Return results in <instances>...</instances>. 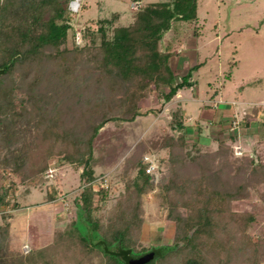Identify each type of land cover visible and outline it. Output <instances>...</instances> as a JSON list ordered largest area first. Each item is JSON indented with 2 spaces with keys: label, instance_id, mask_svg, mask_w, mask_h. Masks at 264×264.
<instances>
[{
  "label": "rangeland",
  "instance_id": "obj_1",
  "mask_svg": "<svg viewBox=\"0 0 264 264\" xmlns=\"http://www.w3.org/2000/svg\"><path fill=\"white\" fill-rule=\"evenodd\" d=\"M77 1L79 8L71 13L65 43L69 49L84 44H98L97 28L101 19L120 12L121 23L126 25L133 13L130 7L133 11L141 7L136 6V2L129 6L131 0ZM195 15L194 19L172 20V29L168 35L173 36L176 31L182 36L178 41L183 42L188 39L186 33H191L189 38L196 39L201 32L203 38L197 39L199 45L209 42L205 48L213 50V55L203 64L204 59L199 58V65L191 66L186 74L179 77H185L189 73L188 81L197 85V92L201 96H205V91L210 89L217 95L216 100L221 95L224 102L230 103L232 114L240 118L239 124L247 115L255 114L264 118L262 108L254 106L264 103V0H197ZM189 29L190 32L187 31ZM107 32L111 34L112 28L107 27ZM215 33H219L218 39L214 38ZM163 46L164 43H159V48L162 49ZM200 49L203 50L202 47ZM83 57L84 55L78 57L79 65L72 76H62L60 80L57 78L58 73L54 71L56 66L51 61L46 62L40 71L41 78L34 87L36 96H44L41 101L44 109L51 107L48 105L51 103L61 113L67 114L66 119L70 121H64L66 124L73 123L79 109L83 110L89 105L87 100L93 77L92 73L84 69ZM179 77L176 82H180ZM161 90L165 92L167 87L163 86ZM189 93L188 90L183 91L181 100L186 104L185 115L194 117L195 112L190 109L197 108V103ZM179 96L174 95L166 101L159 90H154L139 103L141 110H150L146 114L139 115L132 121H108L100 128L95 141L97 148L94 150L95 178L91 184L95 192L104 189L103 198H99L98 193L93 195L96 207L93 214L104 227L114 219V211L132 208L137 203L135 199L127 200L126 181L136 171L134 166L128 165V160L138 155L142 160L147 156L157 164L153 175L155 184L167 181L173 172L182 182L200 178L203 174L216 173L222 179L239 183L250 179V176L259 175L253 169L264 164V152L251 153L257 164L251 163L249 159L233 162L235 157L227 147L219 149L218 144L203 142L193 145L196 129H188L187 132L191 135H186L189 143L186 147L179 145L172 148V154L182 157L179 166H172L171 154L163 143L166 135L177 138L185 132L175 126L183 112L176 106ZM30 109L31 104L27 107V110ZM255 110L258 112L255 113ZM20 112V109L14 111L12 117L4 111L0 113V118L3 119L0 125V193L7 189L9 197L6 204L0 202V225H9L8 235L2 238L0 261L6 264H113L115 259L108 257L109 255L104 256L98 248L85 249L77 244V231L71 222L77 218L76 204L80 202V191L87 185L80 179L82 167L67 160L64 152H54L46 160L47 166L42 179L34 186L28 185L22 178L28 170L30 160L25 161V166L19 171H14L15 159L29 158L33 152L38 137L36 132H39L36 128L37 121L40 117H46L45 114L35 117V110L31 111L32 116ZM188 123L193 124L190 120ZM239 140L249 145V140H244L242 136ZM227 144L232 148L231 141ZM132 154L136 155L131 157ZM49 169L52 170V176L49 175ZM261 170L264 171V168ZM251 181V195L233 200L231 209L240 213L256 212V221L247 232L257 239L264 231V200H261L264 179L255 177ZM11 203L16 205L12 206ZM138 203L137 213L141 222L132 231L136 239L134 253L144 254L154 249L161 253L167 252L163 247L172 244L175 235V221L167 217L168 203L158 194L157 186L144 194ZM179 209L186 216L188 208L181 206ZM24 244L28 245L29 253H24ZM261 264H264V258Z\"/></svg>",
  "mask_w": 264,
  "mask_h": 264
},
{
  "label": "trees",
  "instance_id": "obj_2",
  "mask_svg": "<svg viewBox=\"0 0 264 264\" xmlns=\"http://www.w3.org/2000/svg\"><path fill=\"white\" fill-rule=\"evenodd\" d=\"M70 1H0V113L4 111L12 117L14 111L20 109V113L31 116V111L35 110V117L46 115L40 117L35 126L39 132L35 131L38 137L33 152L29 158L15 159L14 171H19L25 161L30 160L22 178L34 186L42 179L46 160L54 152H64L67 160L82 167L80 179L87 185L80 191L77 218L71 222L77 231V244L85 249L98 248L104 256L115 259L113 264H127L130 258L138 255L134 253L136 239L132 233L136 224L141 222L137 213L138 202L156 186L158 194L169 205L167 217L175 221V235L174 242L163 247L167 252L154 249L155 261L150 264H261L264 231L257 239L247 232L257 214L254 210L235 212L231 209V202L251 195V179H264L261 170L264 167H260L264 164L253 169L259 175L243 178L245 180L239 183L222 179L216 173L182 182L173 172L167 181L155 184L153 174L146 172L147 163L138 155L128 160V165L134 166L136 171L126 181L127 200L135 199L137 203L132 208L114 211L116 215L106 227L94 216L93 195L98 193L99 198L104 195V189L95 192L91 184L95 178L94 150L99 130L108 121H132L146 114L150 110H141L139 103L154 90H159L161 97L168 101L178 89L192 84L188 81L189 73L180 76V82H176L168 65L170 53L160 50L159 42L172 20L196 17L197 0L145 3L133 11L132 20L126 25L119 21L120 15L115 12L110 18L99 21L98 44L69 49L65 43L72 13ZM106 26L112 28L111 34ZM81 55H84V69L93 77L89 86V105L79 109L73 123L66 124L64 121H70L66 119L67 114L61 113L54 103L44 109L41 105L44 96H36L34 87L46 62L51 61L56 66L54 71L60 80L62 76H72ZM163 86L167 91L161 90ZM30 104L32 109L27 110ZM2 123L0 118V125ZM177 123L175 126L183 129L181 120ZM187 143L185 132L177 138L165 136L163 146L169 149L172 166L177 167L182 161L181 156L171 153L172 148L186 147ZM192 144L196 146L197 142ZM218 145L219 149H229L235 157L233 162L244 159L255 162L247 151L235 156L226 142L220 141ZM261 196L264 200V194ZM8 198V190H2L0 202L6 204ZM181 206L188 208L186 216L181 214ZM8 232V224L0 225V247ZM0 264L6 263L0 261Z\"/></svg>",
  "mask_w": 264,
  "mask_h": 264
},
{
  "label": "crops",
  "instance_id": "obj_3",
  "mask_svg": "<svg viewBox=\"0 0 264 264\" xmlns=\"http://www.w3.org/2000/svg\"><path fill=\"white\" fill-rule=\"evenodd\" d=\"M133 2H138L139 6H142L145 3H151L148 0H131L129 6L132 5ZM133 12L132 8L130 7ZM119 13V21L121 22L122 13ZM133 16V13H132ZM131 16V20H132ZM130 20V21H131ZM129 21V22H130ZM198 21V20H197ZM175 22V21H174ZM198 22H196V25ZM178 28V27H177ZM202 28V27H201ZM172 29L169 28L162 36L160 44L164 43L163 48H159L160 50H165L170 53L168 58V65L173 70L175 74V80L179 75H184L188 72L191 66L197 64L199 65L198 59H204L201 64L206 63L209 58L213 55L212 51L207 50L205 45L207 46L209 42H203L199 45V38H203L200 32V35L196 37L189 38L188 36L191 33H186L185 36L188 38L183 42L178 41V38L182 37L178 32L174 31L175 34L173 36L168 35V32ZM180 29V28H178ZM187 31H191L190 29ZM184 37V35H183ZM214 38H219V33H215ZM177 39V40H174ZM198 39V40H197ZM213 40V39H211ZM200 47L203 48L201 51ZM206 49V50H205ZM201 51V53H200ZM204 51V52H203ZM218 48L216 49V52ZM215 53V52H214ZM192 80V79H189ZM192 84L189 86H184L177 90L175 96L180 95L178 99H176V106L182 109V113H180V120L183 125V129L185 134L191 135L188 133V129H196L194 132L196 135H192L195 137V142H203L209 144H219L220 141H224L226 143H233L235 141H239L244 151L249 152H258L259 154L264 152V118H261L258 115H247L244 116L243 122L239 124L237 130H231V122L233 120L234 114H232L230 110V103L227 101H223L222 96L220 95L218 100H216V94H213L211 89L206 90L204 95L201 96L197 92V85L194 82L190 81ZM188 90L191 98L194 102L197 103V108H191L190 111L195 112L194 117L186 116V104L182 99L183 91ZM181 100V101H179ZM252 105V103H250ZM264 104L257 103L255 105ZM255 108V107H254ZM257 109V107L255 108ZM258 111L255 110V113ZM194 118V119H193ZM192 121L193 124L188 123V121ZM243 137L244 140H249V145L241 142L239 140L240 137ZM197 138V140H196Z\"/></svg>",
  "mask_w": 264,
  "mask_h": 264
},
{
  "label": "built area",
  "instance_id": "obj_4",
  "mask_svg": "<svg viewBox=\"0 0 264 264\" xmlns=\"http://www.w3.org/2000/svg\"><path fill=\"white\" fill-rule=\"evenodd\" d=\"M136 6H139L138 2H136ZM78 8H79V3L77 0L70 1L69 10L71 12H73V11L76 12L78 10ZM260 108H262V114H264V104H260ZM239 119L240 118H238L236 116V114H234V117H233V120H232V123L230 126L231 130H237L238 129ZM232 150H233V153L235 156H241L245 152L242 144L239 141H235L232 143ZM143 161L147 163L146 172L154 175V172L156 171V168H157V164L154 163V161L152 159H149L147 156H144ZM51 172H52V170L49 169V173H50L49 175L50 176H52ZM22 249H23L24 253L29 252V248H28L27 244H24Z\"/></svg>",
  "mask_w": 264,
  "mask_h": 264
},
{
  "label": "water",
  "instance_id": "obj_5",
  "mask_svg": "<svg viewBox=\"0 0 264 264\" xmlns=\"http://www.w3.org/2000/svg\"><path fill=\"white\" fill-rule=\"evenodd\" d=\"M155 259L154 251H149L137 257H132L128 260L127 264H147Z\"/></svg>",
  "mask_w": 264,
  "mask_h": 264
},
{
  "label": "flooded vegetation",
  "instance_id": "obj_6",
  "mask_svg": "<svg viewBox=\"0 0 264 264\" xmlns=\"http://www.w3.org/2000/svg\"><path fill=\"white\" fill-rule=\"evenodd\" d=\"M148 252H149V251H148ZM154 253H155V251H154ZM140 255H142V254H138V255H136L135 257L140 256Z\"/></svg>",
  "mask_w": 264,
  "mask_h": 264
}]
</instances>
